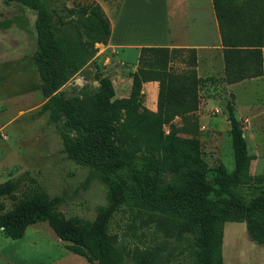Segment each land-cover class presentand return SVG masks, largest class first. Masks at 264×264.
<instances>
[{"label":"trees","instance_id":"1","mask_svg":"<svg viewBox=\"0 0 264 264\" xmlns=\"http://www.w3.org/2000/svg\"><path fill=\"white\" fill-rule=\"evenodd\" d=\"M37 12L38 50L34 64L45 97L41 112L50 119L65 118L78 139L64 136L66 151L77 162L91 165L108 186V202L94 220L76 222L58 210L61 198L38 191L17 199L0 213V228L12 240L25 236L28 227L47 223L67 249L89 264H125V252L111 232L114 216L123 208L148 209L171 218L181 232L196 236L198 264H223L224 228L228 222L245 223L250 238L264 246V180L256 185L250 175L251 157L243 122L236 117L235 101L227 103L228 121L234 142L235 168L215 169L213 183L204 176L190 179L183 187L158 190L148 181L153 168L170 171L203 164L197 136L181 137L174 121L195 112L199 105L196 51L190 50L191 69L182 73L167 70L175 50L142 48L127 98L115 99L109 77H99L98 87L82 99L66 98L57 91L95 55L96 43H108L111 22L102 7L68 9L66 24L53 4L57 0H7ZM224 47L225 80L231 84L263 75L264 4L245 0H213ZM59 17V18H58ZM230 30V31H229ZM229 31V32H227ZM82 35V36H81ZM159 82L157 111L143 106L142 85ZM129 169L136 189L118 173ZM17 185L0 183V198L14 199ZM261 193L256 194V190ZM252 196L245 202L246 196ZM214 196V197H212ZM140 264H154L152 259Z\"/></svg>","mask_w":264,"mask_h":264},{"label":"rangeland","instance_id":"2","mask_svg":"<svg viewBox=\"0 0 264 264\" xmlns=\"http://www.w3.org/2000/svg\"><path fill=\"white\" fill-rule=\"evenodd\" d=\"M130 1L127 15L134 18L133 23L138 27L152 25L157 11L155 3L159 0ZM232 1L239 6L245 0ZM256 1L264 4V0ZM189 2L193 3L192 7H187L191 3H185L181 11L188 15L187 19L193 13V19L197 21L195 25H201L200 16L207 9V1ZM119 3L120 0H57L53 6L65 24L72 20L66 10L87 8L93 4L109 12V18L115 23ZM36 19L37 12L0 0V183L17 185L14 199L0 198V213L10 210L15 200L44 191L51 198H61L57 210L63 216L76 222H90L95 219L98 209L107 204L108 186L95 174L91 165L77 162L67 153L64 136L71 139L80 137L69 129L65 118L52 121L50 112H41L50 98L42 93L34 64L38 50ZM176 22L177 19L173 23L175 26ZM107 44L96 43L93 58L57 94L82 99L92 93L93 87L99 86V77L107 76L115 89V99L129 97L131 75L137 70L138 58L119 59L120 53L113 52ZM203 44L192 43L191 47L169 49L175 52L168 58L166 66L171 73L187 71L192 67L190 50L196 51L198 109L177 117L174 123L180 129L181 137L197 136L200 139L203 164L174 171L166 167L169 164H164V168L149 171L148 181L158 190L179 189L190 179L200 176L213 183L215 169L219 166H224L231 173L235 168L234 142L226 106L234 99L235 114L243 122L251 157L250 175L259 187L264 180V48L263 75L231 84L225 80L224 56L219 57L215 48L206 50L208 48H203ZM223 50L224 47L222 54ZM157 84L159 95L160 84ZM143 85L140 100L150 110L151 97ZM116 169L129 186L137 190L129 169L124 166H116ZM259 193L261 190H256V194ZM251 198L246 196L244 201ZM111 232L117 235L118 244L125 252V264H140L149 258L154 264H198L196 236L191 232H181L171 218L161 213L123 207L114 216ZM15 247L18 254L22 253L19 258L23 261L25 255L39 252H43L50 261L62 252L58 237L47 223L28 228L24 240L13 244L12 252ZM222 254L223 264H264V246L250 238L245 223L225 224Z\"/></svg>","mask_w":264,"mask_h":264},{"label":"crops","instance_id":"3","mask_svg":"<svg viewBox=\"0 0 264 264\" xmlns=\"http://www.w3.org/2000/svg\"><path fill=\"white\" fill-rule=\"evenodd\" d=\"M129 1L120 0L118 5V19L115 23L109 18V12L104 11L111 22V35L107 46L113 52L120 53L118 54L119 59L124 61L129 59L137 60L140 49L146 47L171 49L180 46L186 48L191 47L190 45L192 43H204L202 46H204L203 48H208L206 50L215 48L219 57H222L223 46L221 34L212 0H206L208 4L207 9L205 8L203 11V16H200L202 21L201 25H195L197 21H195V18L193 19V13H189L191 16L187 19L186 16L188 15H185L181 11L185 3H191L189 2L190 0H159L155 3L157 11L152 18L153 24L148 27H138L137 24L133 23L134 18L127 15V4ZM194 3L197 4V2ZM192 5L193 3L187 4V7L191 8ZM176 19L177 25L175 26L173 23ZM143 88L145 92L146 89L149 90L148 95L151 97L149 99L150 110L153 112L156 111L158 96L157 82H148L143 85ZM25 236L19 240H12L0 228V264H72L73 260L81 261L82 264H89L84 257L74 254L67 249L68 244L59 238L58 243L62 246V252L55 259L49 261L47 257H44L43 252H39L32 254V256L25 255V260L23 261L19 258V256H23L22 253L18 254L16 247L12 252L11 247L17 241L24 240Z\"/></svg>","mask_w":264,"mask_h":264}]
</instances>
